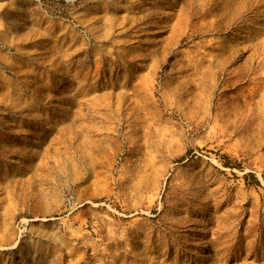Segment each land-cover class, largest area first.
<instances>
[{"label":"rangeland","instance_id":"rangeland-1","mask_svg":"<svg viewBox=\"0 0 264 264\" xmlns=\"http://www.w3.org/2000/svg\"><path fill=\"white\" fill-rule=\"evenodd\" d=\"M0 264H264V0H0Z\"/></svg>","mask_w":264,"mask_h":264}]
</instances>
